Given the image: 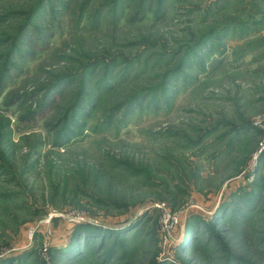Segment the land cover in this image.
<instances>
[{
	"label": "rangeland",
	"instance_id": "374dc122",
	"mask_svg": "<svg viewBox=\"0 0 264 264\" xmlns=\"http://www.w3.org/2000/svg\"><path fill=\"white\" fill-rule=\"evenodd\" d=\"M0 264H264V0H0Z\"/></svg>",
	"mask_w": 264,
	"mask_h": 264
},
{
	"label": "built area",
	"instance_id": "2783aa9c",
	"mask_svg": "<svg viewBox=\"0 0 264 264\" xmlns=\"http://www.w3.org/2000/svg\"><path fill=\"white\" fill-rule=\"evenodd\" d=\"M168 219H169V216L165 220V230H166L167 234L169 235Z\"/></svg>",
	"mask_w": 264,
	"mask_h": 264
}]
</instances>
